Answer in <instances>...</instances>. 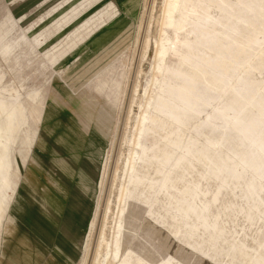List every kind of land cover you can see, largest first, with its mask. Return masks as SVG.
Here are the masks:
<instances>
[{
  "label": "rangeland",
  "instance_id": "rangeland-1",
  "mask_svg": "<svg viewBox=\"0 0 264 264\" xmlns=\"http://www.w3.org/2000/svg\"><path fill=\"white\" fill-rule=\"evenodd\" d=\"M236 1L246 0H217L197 15L228 14ZM260 2L255 15L264 16ZM170 5L0 0V110L26 108L17 143L1 133L0 157L7 149L21 157L23 173L37 170L21 191L29 219L0 222V264H264V94L245 90L248 82L264 89V21L241 25L227 49L213 38L210 63L184 68L193 83L182 99L161 83L178 87L181 74L156 70L157 51L172 45ZM193 35L179 34L181 53H193L188 43L204 47ZM218 51L227 67L226 52L236 58L228 74L215 69ZM241 88L244 101L235 93ZM150 100L164 113L147 121L141 153L134 139ZM44 110L57 114L48 132L37 121ZM48 187L65 204L49 239L33 228L40 222L46 230Z\"/></svg>",
  "mask_w": 264,
  "mask_h": 264
},
{
  "label": "bare ground",
  "instance_id": "bare-ground-1",
  "mask_svg": "<svg viewBox=\"0 0 264 264\" xmlns=\"http://www.w3.org/2000/svg\"><path fill=\"white\" fill-rule=\"evenodd\" d=\"M190 1L191 0H171V5H170L169 9L167 10V15H166V17H167L166 18V20H167L166 21V32L168 34V37H171V35L173 36L171 38L172 45L170 47H162V49H159L157 51V54H156V56L159 58V63L156 66V70H158L160 72L162 78H164L166 75H169V74H181L182 83L178 87H174L171 83L167 82L166 80H163L161 82L163 89H164L163 92H165V94L168 96H171V97L176 96V97H180L182 99L187 97V95H188L187 88L193 83L192 76L190 74H188V72H186L184 70V68L189 69L191 71V73L194 72V69H193V67H194V63H193L194 61L193 60L194 59H197L198 61H201V62L204 61V62L210 63L211 55L209 54L210 53L209 50L211 49V43H212L213 38L215 39V41H217L219 38H222V40H224L225 42L221 41L222 43L219 45L218 48L219 49L222 48V50L227 49L230 46V45H228L229 43L227 41H230V39H232V37L242 35L241 34L242 28L240 27L241 25H243V24L254 25L256 23V21H258V20L264 21V16L255 15V9L260 8L263 5L260 2V0L236 1V3H234V5H236L237 2H242V4L240 6L237 5L239 7V8L237 7L238 12H237V10L236 11L233 10V7H231V11L228 14H225V13H223V10H220V13H218L214 17V19L202 18L201 16H198L197 13L200 11H202L203 13H206L208 11V9L210 8V3L215 2L217 0H197V1H199L197 5L196 4L190 5V11L188 12V14H185V15L181 14L182 8L186 4H188ZM250 14H253L251 16V18L248 17V16H250ZM212 25H214V27L216 28V30L214 31L215 37H212V35H211V26ZM218 26H221L222 28L220 29ZM188 27L190 29L187 31ZM184 30L186 33L195 34V35H193V39L195 38L194 39L195 42L197 41L199 44H201V45L203 44L204 47L195 46L194 44H196V43H194V44L188 43L189 46H191V48L194 49L193 53H189L187 55L181 53L179 50V44H180L179 34L184 32ZM253 33H255V31H253ZM248 40L251 41L252 39L248 38ZM219 49H216V52ZM219 51H218V54H220V55L222 54V55L219 57H215L214 60H219L221 65H220V67H218V68L216 67L215 69L221 71L222 73L228 74L230 72L229 67L231 64L236 63V60H235L236 58H231L229 55V52H226V55H227L226 58L229 57V59H230V63H228L229 66L227 67L225 65V63H227V62L224 61L225 56L223 55L222 51H221V53H219ZM167 61H169V64L171 65V68H172L169 72L167 71L169 69L166 70V68H165V65H166L165 63ZM185 64H186V66H185ZM120 81H121V79H120ZM165 85L167 87H164ZM246 86H248L249 88H252L251 91L245 88V90L250 92L252 95L253 94L255 95L257 93H258V95L264 94V89L257 91V88L253 87L251 82H248ZM118 87H119V85H118ZM242 90L243 89L241 88L235 92L236 96L238 98H240L241 101L243 100V98H242V92L243 91ZM115 91H116V89H115ZM114 95H115L114 93L110 94L108 97L109 100H111L114 97ZM49 100L50 99H48L47 101H49ZM235 101H237V100H235ZM251 103L252 102H250V104ZM47 104H48V102H47ZM58 107H60V106L58 105ZM146 109H147L146 114L143 116V119L140 121V123H138V124H140L139 133L135 137L136 139H134L135 140L134 145L136 147H140L141 153L145 152L146 145L150 141V136L148 135L149 127L147 126V121L150 120V118L155 113L156 114L164 113V111H162V110H164L163 106H162V102H160L158 104L157 103L154 104L153 100H150L148 105L146 106ZM24 111H26V108L23 105L11 107V108H8L5 105H2V107H1L0 114L2 115V119L4 120V128L2 125H0V135L3 131L9 132L10 133V141H12L13 144L17 143V141L14 140L13 135L16 133L17 128L20 125V120L24 118ZM53 111L44 110L42 113L37 112L38 113L37 121H40L42 123V131H44V132L49 131L51 124L53 123V121L55 120V118L57 116V114L56 113L54 114ZM33 113H35V111H33ZM41 115H45V117L41 118ZM69 115H70V113H69ZM61 117L63 118V116H61ZM173 117H175L174 114H173ZM260 118H257V120H260ZM57 127H58V125H57ZM41 133H40V136H41ZM48 139H49V137H48ZM27 140H28L27 138H24V139L20 140L19 143L26 144ZM136 154H138V153H136ZM22 168H23V162H22L21 157L14 156L7 149L4 150L3 154L0 157V222H1L2 218H4L5 216H8L10 219L8 225H10L11 227L18 221V218H20L19 220H22V218H23V220L29 219V212L27 210V204H26L25 196L23 197V193L21 191H22V188H23L22 186L24 183L34 184L36 181L35 178L37 177V173H36L37 170L35 168L29 170L28 173H23L21 171ZM76 204H77V202H76ZM64 205L65 204H63V202L61 200H58V199L55 200L51 196V191H50V188L48 187L47 192H46V199L43 202V208L41 209V217H40V219L42 221H44V224L46 225V230L45 229L43 230L41 223L38 222L37 226L36 225L33 226L35 232L38 234H41V236L43 235L45 238H48V239L54 238V228H53L52 222L55 219V217L59 216V211L63 208ZM17 216H18V218H17ZM19 216H21V217H19ZM60 223H58V224H60ZM9 231H10V229H9ZM56 236H57V234H56ZM53 258L57 259L55 256H53Z\"/></svg>",
  "mask_w": 264,
  "mask_h": 264
}]
</instances>
